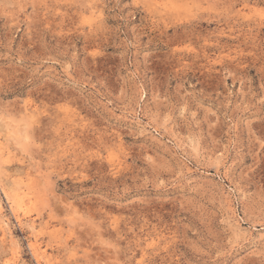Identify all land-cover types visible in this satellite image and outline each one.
I'll use <instances>...</instances> for the list:
<instances>
[{"label": "rangeland", "instance_id": "rangeland-1", "mask_svg": "<svg viewBox=\"0 0 264 264\" xmlns=\"http://www.w3.org/2000/svg\"><path fill=\"white\" fill-rule=\"evenodd\" d=\"M0 264H264V0H0Z\"/></svg>", "mask_w": 264, "mask_h": 264}, {"label": "bare ground", "instance_id": "bare-ground-1", "mask_svg": "<svg viewBox=\"0 0 264 264\" xmlns=\"http://www.w3.org/2000/svg\"><path fill=\"white\" fill-rule=\"evenodd\" d=\"M13 201V200H12ZM2 233V232H1ZM34 248H35V246H34ZM39 249H40V247H39ZM34 250H37V249H34ZM35 252H38V251H35ZM43 253V252H42Z\"/></svg>", "mask_w": 264, "mask_h": 264}]
</instances>
